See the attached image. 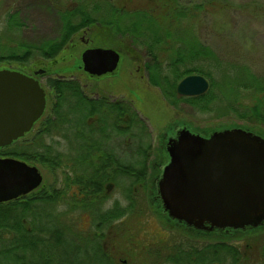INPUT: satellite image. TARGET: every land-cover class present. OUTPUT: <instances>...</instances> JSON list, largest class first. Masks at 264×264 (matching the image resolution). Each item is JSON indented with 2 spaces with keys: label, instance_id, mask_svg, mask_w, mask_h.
<instances>
[{
  "label": "trees",
  "instance_id": "1",
  "mask_svg": "<svg viewBox=\"0 0 264 264\" xmlns=\"http://www.w3.org/2000/svg\"><path fill=\"white\" fill-rule=\"evenodd\" d=\"M177 1L171 0L174 4L170 5L169 9H172V12L178 5ZM215 1L221 3V0H203L197 5L185 8L188 11H191L189 9H193L194 12L203 11L205 14V8L211 7ZM105 8L107 19H98L93 15L88 17L87 9L86 11L77 8L70 10V18L73 19H70V39H75L86 29L114 28L133 46L145 48L149 59L144 64L148 82L158 86L164 97L172 101L182 100L203 113H215L218 117H232L233 120L243 124L237 128L264 138V72L254 71L247 64L233 60L229 56L217 55L210 46L195 42L192 40L193 37L188 40L191 41L190 46L186 47L185 53H182V41L173 40L174 27L183 29L176 25L178 13L165 15L164 19H167L169 24L161 29L158 20L144 11L122 10L119 12L110 6ZM91 10L94 13L100 9L92 8ZM126 17H129L128 21H125ZM158 28L162 32H159ZM176 45L177 51L171 55L169 51ZM168 52L170 54L167 55L169 60L167 63L160 53L166 55ZM54 55L52 50L42 51V57L45 59H52ZM23 59L24 56L17 53L0 56V61ZM189 75L203 76L209 82L208 91L198 97L178 96L177 84ZM77 80L53 85V90L58 95V102L64 105L65 109L55 116V120L51 119V116L46 119L41 136L36 133L29 134L20 144L16 143L0 150V157L22 160L28 164H41L55 178L54 185L41 186L26 196L0 204V264H119L118 261L110 260L112 256L101 247L102 236L99 242L98 239L96 243L95 241L91 243L92 249L90 248L89 251L81 248L79 245L81 243L78 242H82V239L71 228L73 223L78 224L79 217L75 220L70 218V135L65 132L56 140L54 131L66 130L69 127V114L66 108L71 98L75 99L81 109L73 118L70 116V124L72 119L77 125L84 123L86 117L82 107L85 102ZM122 117V147L123 150H128L130 145L138 139L133 129L136 127L141 130L146 126L138 119L128 102H123ZM58 124H60L59 127ZM128 139L132 140L131 144H126ZM54 145L57 146L54 147ZM144 148L142 152L135 153V158L138 160L143 158L140 162H145L150 157L148 156L150 145H145ZM109 156L111 155L106 153L102 159L107 157V160H114ZM74 160L84 161L87 157L79 150L76 151ZM140 166L143 167V165ZM136 167L137 165L123 164V178L128 181L127 193L130 194L134 193L133 189L137 187L140 178L145 176L144 173L142 174L143 169ZM131 208L133 206L122 207L117 216L106 212L105 215L97 216V220L102 224L110 225L114 218L122 220L130 213L132 214ZM163 215L168 217L165 213ZM167 219L171 222V219ZM243 234L234 236L239 237ZM125 237L124 244L127 245V251L130 254L129 260L125 259L127 264H137L136 261L138 262L144 253L147 254L146 257H149V261L151 253H154L151 264H228L222 261L228 257L236 259L253 257L250 264H264V245L259 251H256V247H252L253 249L246 253L245 247H232L221 239L200 248L181 242L164 241V246L158 249H151V247L147 250L148 247L142 245L134 255V250H137L134 247L136 238L132 237L130 230ZM72 246H75V249L71 248ZM61 251L67 256H61ZM147 263L148 260L142 264Z\"/></svg>",
  "mask_w": 264,
  "mask_h": 264
},
{
  "label": "rangeland",
  "instance_id": "2",
  "mask_svg": "<svg viewBox=\"0 0 264 264\" xmlns=\"http://www.w3.org/2000/svg\"><path fill=\"white\" fill-rule=\"evenodd\" d=\"M3 1V0H2ZM6 1V0H4ZM14 1L13 6L17 3L18 9L22 6L26 7V30L25 35L22 33L18 35L17 39L6 43L4 37L0 38V56H6L16 47V43L25 42L27 44H38L43 40L51 38L57 33L58 24L53 21V15L44 14L40 9L36 8L37 4L45 0H11ZM72 3L74 0H60L62 6L67 2ZM102 1V0H101ZM107 3H99V0H81L76 7L77 9H86L85 2H91L96 7H101L97 12L92 13V10L87 9V16L97 17L98 19H107L106 8L112 7L114 9L135 12L137 10L144 11L150 14L153 18L158 20L160 28L164 29V25H168V20L164 16L171 13H178L176 25L183 29L174 27L173 40H181L182 53H185L186 47H189L192 40L199 43H205L210 46L217 55L229 56L233 60H237L247 64L254 71L264 72V0H221V3L214 2L211 7L205 8L204 12H194L186 10L187 7L197 5L203 0H178L176 9L172 12L169 6H173L171 0H106ZM218 3V4H217ZM31 5V7H28ZM93 5H89L93 7ZM106 5V6H105ZM85 6V8H83ZM165 6H167L165 8ZM5 5L0 4V22L5 15ZM186 7V8H185ZM172 8V7H170ZM186 10V11H185ZM86 11V10H85ZM175 16V14H174ZM130 17V16H129ZM126 17L125 21H128ZM73 20V19H71ZM136 21V20H135ZM158 28L159 32H162ZM8 40L14 37L8 30H6ZM76 37L77 43L79 39L84 38L94 47L98 46L103 49L119 50L122 55L118 68L113 76H105L95 82V85L101 91L111 94H121L124 102L133 108L138 119H140L146 128L138 130L134 128L133 132L138 139L133 144L132 140H127L126 144H131L128 150H123L121 161L128 165L135 162H140L143 158H135L136 151L142 152L145 145H150L148 156L150 162H160L163 165L167 161L166 150H163L162 134L170 136L168 127L174 125H183L196 135L201 137H208L211 133L217 131H224L227 129L237 128L243 125L241 122L233 120L232 117L221 116L218 117L215 113H203L202 111L190 106L182 100L172 101L168 97H164L159 87L153 86L148 82V75L144 74L142 67L149 61L145 48L133 46L126 37L120 32L115 31L114 28L87 29ZM4 32V25L0 23V35ZM79 41V42H78ZM4 43L8 44L6 46ZM172 41L170 40V46ZM177 45L170 50L171 55L177 51ZM82 51L78 48L73 51L70 50V62L62 61L59 65L64 66V71L70 66V76H76L83 82V71L78 69L82 66L80 55ZM161 54L164 60L168 63L167 55L170 53ZM9 62L0 61L1 67H8ZM18 63H15V65ZM66 65V66H67ZM64 73H67L64 72ZM27 137V136H26ZM20 144V143H18ZM147 156V159H148ZM143 157V156H142ZM18 160V159H17ZM22 161V160H20ZM24 162V161H23ZM26 163V162H25ZM28 164V163H27ZM35 166L41 176L42 184L46 186L54 185L55 178L53 174L41 164H28ZM161 170V168H160ZM128 181L123 179V188L127 186ZM139 196L136 201V206L132 214L130 213L126 218L122 219L116 224V228L112 229V234L119 236V242L116 244L114 250L115 256L121 259L129 260L130 254L127 251L126 234L130 230L134 241V255L142 245H146L147 250L152 246L153 249H158L164 246V241L181 242L189 246L203 247L207 244H213L220 239L223 242L234 244L235 246L258 247V250L264 245V227L244 233L239 237L231 236H192L184 233L183 229L178 224H172L168 221L163 213L158 211L159 206H153L151 202L143 195ZM113 198H119L118 194ZM123 202V201H122ZM158 209V210H157ZM77 219V216L70 217ZM80 220V219H78ZM91 220L84 217L85 225H90ZM137 226V227H136ZM88 229V228H87ZM238 236V235H237ZM201 237V238H200ZM226 237V238H225ZM106 246L110 248L113 238L106 237ZM163 240V241H162ZM83 243L79 244L82 249H87L92 240L90 238L82 239ZM158 242V243H157ZM153 243V244H152ZM157 243V244H156ZM77 244V243H76ZM256 244V245H255ZM149 245V246H148ZM71 248L75 249V246ZM111 249V248H110ZM69 250V249H68ZM144 250V248H141ZM147 250L145 252H147ZM154 253H151L150 261L147 254H143L141 259H138L137 264H142L144 261L153 263ZM66 255L62 253L61 256ZM67 256V255H66ZM145 257V259H144ZM135 262V261H134ZM147 263V264H148Z\"/></svg>",
  "mask_w": 264,
  "mask_h": 264
},
{
  "label": "water",
  "instance_id": "3",
  "mask_svg": "<svg viewBox=\"0 0 264 264\" xmlns=\"http://www.w3.org/2000/svg\"><path fill=\"white\" fill-rule=\"evenodd\" d=\"M119 55L92 48L81 55L84 72L100 77L114 72ZM209 89L200 75L176 86L182 97ZM45 107L38 81L18 72L0 71V148L30 132ZM168 162L157 192L168 218L196 231L258 229L264 225V138L241 128L201 137L183 128L166 146ZM42 176L35 166L0 158V204L38 189Z\"/></svg>",
  "mask_w": 264,
  "mask_h": 264
},
{
  "label": "flooded vegetation",
  "instance_id": "4",
  "mask_svg": "<svg viewBox=\"0 0 264 264\" xmlns=\"http://www.w3.org/2000/svg\"><path fill=\"white\" fill-rule=\"evenodd\" d=\"M79 2L80 1H73L72 3H70L69 1L67 2V4L65 3V5L62 6L60 0H45L43 2H40V4H37L36 8L40 9L41 13L44 9V14L53 15V21L55 20V22L58 24L57 33L51 38L43 40L38 44H27L25 42L16 43V47L12 49V51L9 52L8 55L11 53L22 54V56H24V59L21 61L5 60L4 62L10 63L8 64L9 66L0 68V71L7 70L11 72H18L38 81L45 94V107L40 119L33 125L30 132L7 147H11L16 143H20L29 134L36 133L41 136L43 132V126L46 125V119L51 116V119L55 120V116L64 111L65 107L64 105L59 104L58 95H56L55 91L53 90V85L55 86L59 82L70 83V81L78 79L76 76L69 75V65H65V67H67L65 71L64 66L59 65V63L62 61L70 62L69 60L72 55L70 54V50L74 52V50L78 48V51H82V55V53L87 49L99 48L98 46L94 47L82 37L81 39H79V43H77L76 38L70 39V10L76 8L79 5ZM100 2L107 3L106 0H99V3ZM2 3L5 5L4 9L6 13L1 20L4 25V32L2 35H0V38L4 37V41L6 43H10L11 41L16 40L19 34L22 33L23 35H25L27 21L25 12L26 7L22 6L20 9H18L19 5L17 6L16 3L15 6H13L14 1L11 0H0V4ZM85 4L87 6L86 9L91 10L93 8H89V5H93V3L85 2ZM28 7H31V5H29ZM83 8H85V6H83ZM94 8L101 9V7L96 6H94ZM6 30H8L14 36L12 37V39L8 40L6 38ZM83 32L85 35L86 32ZM48 41H50V43H47ZM6 43L4 44L8 46V44ZM49 50H52V52L55 53V57L52 59L43 58L42 51ZM114 51L118 53L120 62L122 53L119 50ZM15 63H18V65H15ZM140 68H143V72L144 74H146L144 65L142 67H139L138 70ZM78 69H81L83 71L84 76L83 82L81 80L77 81L80 84L81 92L83 94V101L85 102L84 107L82 108L84 109L86 118L83 125L75 124V120L73 119L70 124V116L73 118L76 112L81 109L78 103L75 102V99L71 98L66 108L68 111L67 114H69V127L66 130L58 129L54 131V135L56 136V138L59 137L60 134H63L65 132L70 135V217L77 216L79 217L80 222L84 221V217H88L91 220V224L89 226L85 225L84 223H73L71 228L73 232H77L80 235L81 239L90 238L93 243L94 241L96 243V240L98 239L99 242L102 236L103 239L100 241V245L112 256L109 259L118 261L119 264H127V260L115 256L116 251L114 250L116 244L119 242V236L117 235V231L115 232L116 234L113 235L112 229L116 228V224L121 221V219L114 218L112 223L110 225H107L100 223L97 220V216L105 215L106 212H111V215L117 216L118 211L124 206H133V208H131L130 210L134 211V207L136 206L138 197L142 196L141 192L153 206H159L160 209H157L159 212L161 210L162 213H165L163 211L161 200L157 192V182L160 179L162 170L167 164L169 158L167 155V161H165L163 168L162 163L154 161L150 162V160L128 164L131 166L137 165L136 168H142V174L144 173L145 176L140 178L137 187H134L133 189V194H130L129 192L127 193L128 185L125 187L124 191V178L122 172L123 163L121 161L123 151L122 105L124 100L121 94L106 93L105 91H101L100 88L95 85V82L102 77H105L107 75L113 76L116 70L110 74L96 77L84 72L83 66H79ZM66 71L67 73H64ZM57 126L59 127L60 124H58ZM183 128L187 129V127L183 125H169L168 130L170 131V136L162 134L161 137V147L163 148V150H166L168 140L175 138L176 134ZM56 140H58V138ZM56 146L57 145H54V147ZM4 148H0V150ZM79 150L82 151L84 155H86L87 160H74L76 151ZM106 153L108 155H111L109 157H113L114 160H107V157L102 159V157L105 156ZM140 165H143V167H141ZM44 185L45 184H41V186ZM113 194H118L119 198H113ZM170 223L174 225L178 224V226L184 230V233L190 234L194 237H202L203 235H227L233 237L236 234L248 233L250 231L252 232L256 230L246 229L244 231H234L227 229L223 231L212 230L202 232L186 227L184 224L177 223L173 220H171ZM263 227L264 225L260 228ZM106 237L113 238L112 241H110L111 249L106 246ZM78 243H83V241ZM229 245H231L232 247L235 246L231 243H229ZM154 247L155 246H152L151 249H153ZM90 248L92 249V245L87 246V249L89 251ZM245 249L246 253H248V251L252 250L253 248L250 245H245ZM255 249L256 251H259L258 247H256ZM251 258L253 257H242L237 259L228 257L222 259V261H226L228 262V264H250ZM236 261L237 263H235Z\"/></svg>",
  "mask_w": 264,
  "mask_h": 264
}]
</instances>
